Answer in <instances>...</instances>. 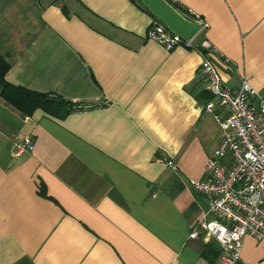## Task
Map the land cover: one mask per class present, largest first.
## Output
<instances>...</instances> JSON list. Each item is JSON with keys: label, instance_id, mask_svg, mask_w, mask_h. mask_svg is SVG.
Returning a JSON list of instances; mask_svg holds the SVG:
<instances>
[{"label": "crops", "instance_id": "obj_1", "mask_svg": "<svg viewBox=\"0 0 264 264\" xmlns=\"http://www.w3.org/2000/svg\"><path fill=\"white\" fill-rule=\"evenodd\" d=\"M179 1L209 23L193 43L217 48L223 84L264 97V0ZM153 19L140 0H0L7 80L94 105L27 116L0 96V264H218L189 180L206 179L222 109L206 110L203 54L148 39ZM263 257L246 236L236 264Z\"/></svg>", "mask_w": 264, "mask_h": 264}, {"label": "built area", "instance_id": "obj_2", "mask_svg": "<svg viewBox=\"0 0 264 264\" xmlns=\"http://www.w3.org/2000/svg\"><path fill=\"white\" fill-rule=\"evenodd\" d=\"M165 1L200 24L198 34L209 28L203 16L186 8L179 0ZM147 38L168 50L180 44L196 47L204 56L201 70L206 88L212 95L206 110L213 112L216 106L222 109L216 115L221 136L218 146L207 158L206 179H190L189 184L209 198V210L199 225L220 244L218 264H236L241 258L246 236L257 241L264 239V97L246 76L237 87L229 88L223 84L219 70L208 57L211 52H219L208 38L199 44L193 43L194 38L185 41L156 17L148 29ZM93 106L75 102L73 109L81 111ZM34 145L32 138L25 136L15 143L14 155L32 151ZM167 163L176 167L171 159H167ZM198 235L197 229L191 232V237ZM258 264H264V257Z\"/></svg>", "mask_w": 264, "mask_h": 264}, {"label": "trees", "instance_id": "obj_3", "mask_svg": "<svg viewBox=\"0 0 264 264\" xmlns=\"http://www.w3.org/2000/svg\"><path fill=\"white\" fill-rule=\"evenodd\" d=\"M10 67L6 58L0 56V96L6 104L27 116L32 115L38 109L58 118H63L74 111L75 102L57 93L35 91L9 82L6 75ZM220 253V244L212 242L206 245L204 256L213 260L217 259Z\"/></svg>", "mask_w": 264, "mask_h": 264}, {"label": "water", "instance_id": "obj_4", "mask_svg": "<svg viewBox=\"0 0 264 264\" xmlns=\"http://www.w3.org/2000/svg\"><path fill=\"white\" fill-rule=\"evenodd\" d=\"M154 17L158 18L171 32L180 35L185 41L194 38L201 25L187 18L165 0H140Z\"/></svg>", "mask_w": 264, "mask_h": 264}]
</instances>
